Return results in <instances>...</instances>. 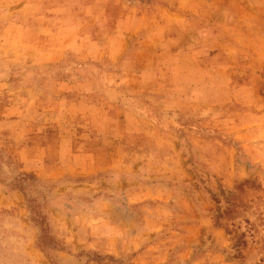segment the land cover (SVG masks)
Masks as SVG:
<instances>
[{"label": "rangeland", "instance_id": "obj_1", "mask_svg": "<svg viewBox=\"0 0 264 264\" xmlns=\"http://www.w3.org/2000/svg\"><path fill=\"white\" fill-rule=\"evenodd\" d=\"M80 4L0 0V264H264V0L175 52Z\"/></svg>", "mask_w": 264, "mask_h": 264}, {"label": "crops", "instance_id": "obj_2", "mask_svg": "<svg viewBox=\"0 0 264 264\" xmlns=\"http://www.w3.org/2000/svg\"><path fill=\"white\" fill-rule=\"evenodd\" d=\"M80 1L79 6H83L84 11L82 14L72 12L73 18L85 22H99L111 33L118 23L129 22L132 24L127 27L130 33L137 31V34L142 35V32L146 31V38L142 42L144 48L158 49L161 47L171 52L176 51L177 44H174V41L181 38L184 27H188L190 21L192 24L195 20L202 21L200 15L189 14L195 12V9H188V6H193V4L198 6L204 3V0H150L145 4L133 5L125 0ZM112 26L115 28H111ZM123 31L126 30H115V36L119 38V34H123Z\"/></svg>", "mask_w": 264, "mask_h": 264}, {"label": "built area", "instance_id": "obj_3", "mask_svg": "<svg viewBox=\"0 0 264 264\" xmlns=\"http://www.w3.org/2000/svg\"><path fill=\"white\" fill-rule=\"evenodd\" d=\"M126 2H134V1H146V0H125Z\"/></svg>", "mask_w": 264, "mask_h": 264}]
</instances>
